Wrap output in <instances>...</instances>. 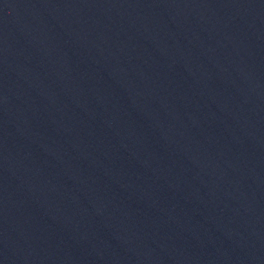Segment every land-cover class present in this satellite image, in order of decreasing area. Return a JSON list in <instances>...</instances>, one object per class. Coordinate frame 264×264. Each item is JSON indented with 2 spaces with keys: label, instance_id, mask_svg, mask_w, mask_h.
Segmentation results:
<instances>
[{
  "label": "water",
  "instance_id": "1",
  "mask_svg": "<svg viewBox=\"0 0 264 264\" xmlns=\"http://www.w3.org/2000/svg\"><path fill=\"white\" fill-rule=\"evenodd\" d=\"M0 264H264V0H0Z\"/></svg>",
  "mask_w": 264,
  "mask_h": 264
}]
</instances>
